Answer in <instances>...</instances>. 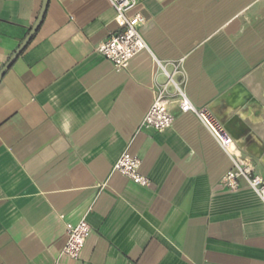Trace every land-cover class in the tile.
Masks as SVG:
<instances>
[{
  "label": "crops",
  "instance_id": "0c3cea01",
  "mask_svg": "<svg viewBox=\"0 0 264 264\" xmlns=\"http://www.w3.org/2000/svg\"><path fill=\"white\" fill-rule=\"evenodd\" d=\"M137 1L148 50L125 69L96 50L117 30L107 0H48L0 79V264H264V205L220 185L231 162L199 119L173 100L170 127L138 129L155 60L182 58L191 103L264 175V0ZM41 3L0 0V69ZM126 148L148 185L112 172ZM82 217L71 259L65 223Z\"/></svg>",
  "mask_w": 264,
  "mask_h": 264
},
{
  "label": "built area",
  "instance_id": "2783aa9c",
  "mask_svg": "<svg viewBox=\"0 0 264 264\" xmlns=\"http://www.w3.org/2000/svg\"><path fill=\"white\" fill-rule=\"evenodd\" d=\"M107 1L114 11L117 30L112 32L105 41L100 42L96 50L110 61L114 70L120 71L127 67L135 54L148 50V45L140 32V27L145 24L146 19L140 11H133L138 3L137 0ZM182 62V58L166 62L155 60L156 74L163 76V79L154 80L153 99L138 129L160 132L170 127L174 117L169 106L175 100L181 112H192L199 119L230 159L231 167L221 176L220 185L228 191L235 192L239 189L240 183L244 182L264 205V175L257 173L251 163L240 159L235 154L232 138L222 132L206 110L196 108L191 103L184 91L182 81L176 79L177 75L183 73ZM112 172H118L141 186L149 183V179L140 173V159L132 155L128 148L115 160ZM89 233L90 225L85 217L75 224L65 223L66 239L61 253L71 259L79 258Z\"/></svg>",
  "mask_w": 264,
  "mask_h": 264
},
{
  "label": "water",
  "instance_id": "95a60500",
  "mask_svg": "<svg viewBox=\"0 0 264 264\" xmlns=\"http://www.w3.org/2000/svg\"><path fill=\"white\" fill-rule=\"evenodd\" d=\"M47 1L48 0H42L40 11H39V13L37 15V18H36L35 22L31 26L28 34L25 36V38L23 39L21 44L18 46V48L14 51V53L8 58V60L5 62V64L0 69V79L2 78V76L6 72V70L15 61L17 56L24 50V48L27 46V44L31 40L33 34L37 30V28H38V26H39V24H40V22H41V20L43 18V15H44V12H45V9H46V5H47Z\"/></svg>",
  "mask_w": 264,
  "mask_h": 264
}]
</instances>
